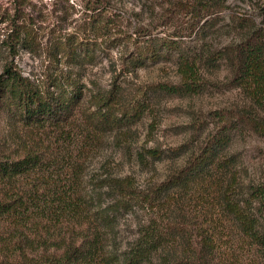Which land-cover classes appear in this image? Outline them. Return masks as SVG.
I'll use <instances>...</instances> for the list:
<instances>
[{"label": "rangeland", "instance_id": "rangeland-1", "mask_svg": "<svg viewBox=\"0 0 264 264\" xmlns=\"http://www.w3.org/2000/svg\"><path fill=\"white\" fill-rule=\"evenodd\" d=\"M97 1L26 0L20 9L18 0H0V73L11 61L30 76L40 77L52 70V35L82 34L92 15L90 7ZM203 1L221 7L204 16L199 12L200 0H110V11L119 20V27L109 37L86 34L97 42L94 60L71 66L62 56L61 62H56L64 70H75L87 89L77 112L76 130L60 143L53 139L60 159L69 161V166L56 177L55 195L41 197V210L33 207L28 228L21 229L11 219L0 220V264H39L36 259L44 253H59L66 244L77 241L88 223L101 226L97 219H89L96 218L93 212L100 201L104 206L113 203L107 186L111 179H128L143 192L168 179L200 152L220 127L215 111L224 110L237 122L245 114L261 111L264 122L263 108L234 84L230 59L233 47L254 23L264 24V0ZM22 9L34 25V43L13 53L2 42L9 30V17L22 15ZM214 16L219 17L217 24L190 34L196 20L200 18L204 25ZM148 31L151 35L147 38L176 35L182 49L202 57L199 89L184 91L186 77L179 50L165 49L158 59L134 69L128 67L137 34ZM115 82L124 100L150 88L144 96L150 101L149 108L137 122L114 130L91 129L83 109L94 110L90 107L92 93L105 91ZM239 122L231 141L217 154L216 163L220 162L222 169L211 165L187 186L169 190L160 205H136L113 215L112 225L104 228L107 250L126 252L151 225L172 230V238L147 264H188L186 260L202 232L218 238L219 264H256L259 251L245 241L240 225L225 208L229 195L259 214V201L251 194L255 186L264 183V133ZM8 130L1 114L3 141L12 140ZM151 148L160 150L161 157L149 155ZM71 160L75 166L71 167ZM62 198L66 201L61 202ZM259 216L264 228V213Z\"/></svg>", "mask_w": 264, "mask_h": 264}, {"label": "trees", "instance_id": "trees-1", "mask_svg": "<svg viewBox=\"0 0 264 264\" xmlns=\"http://www.w3.org/2000/svg\"><path fill=\"white\" fill-rule=\"evenodd\" d=\"M18 1L19 5H22L20 9L23 8L26 0ZM200 1L199 12L203 11L204 16L216 12L215 8L221 7L216 3L211 5L203 0ZM110 4V0H98L91 5L92 15L87 22L88 26L82 30L84 34L71 32L52 35L49 48L52 70L49 69L50 71L40 77L24 74L12 61L3 65L0 73V115L3 114L5 118L12 140L3 141L0 136V220L11 219L21 229L28 228L33 221L35 209L33 207L40 206L41 197L50 198L55 195V187L58 183L56 177L62 174L65 166L66 168L69 166V161L65 163L60 159L61 156L54 147L53 139L56 138L60 143L68 139L76 130L77 112L87 91L86 85L75 70H64L58 67L56 62H61L62 56L66 58L65 63L68 62L71 66L94 60L97 42L96 39L89 37L92 34L109 37L115 35L119 27V20L110 11ZM218 19L219 17L214 16L201 25L199 18L190 34L204 31L205 26L217 24ZM240 19L252 20L247 17ZM8 25L9 30L2 44L9 51L14 53L21 46L33 45L35 28L23 9L22 15L9 17ZM198 28L200 31L197 30ZM87 33L90 36H87ZM150 35L149 31L137 34L138 41L134 51L129 55L128 67L134 69L145 65L148 60L158 59L165 49L179 50L186 77L182 85L184 91L192 92L199 89L202 57L191 55L189 51L182 49L176 35H168L161 39L147 38ZM230 59L234 84L243 88L264 110V24L257 26L254 23L248 35L233 47ZM149 90L150 88L144 91L141 89L131 98L124 100L120 94L121 88L115 82L105 91L92 93L90 107L94 110L87 112L83 109V117L91 129L100 131L114 130L137 122L150 106L149 99L144 97ZM261 113L260 111L258 115L245 114L239 121L249 125L257 133L263 134L264 122ZM214 114L220 120V127L208 137L204 147L193 155L184 167L145 192L136 190L128 179H111L107 186L109 193L112 194L113 203L104 206L105 203L100 201L96 204L98 208L93 212L96 218L92 216L89 219L90 221L97 219L101 226L88 223L77 241L66 244L59 253H44L38 260L36 259V262L38 261L39 264L151 262L154 255L171 242L172 230L147 226L129 250L119 254L107 250L104 228L112 225L115 219L113 215L117 216L120 211L131 210L136 205L150 207L160 205L169 190L187 186L197 180L200 177L198 175L211 165L221 168L220 162L216 163L217 154L231 141V133L240 127V122L229 118L224 110L215 111ZM22 132L25 135H20ZM147 152L152 157L162 155L160 150L154 148L148 149ZM72 164L71 167L75 166L74 161ZM251 195L259 201V214H255L251 206L242 205L229 195L226 196L225 208L240 225L245 241L251 248L254 247L259 251L256 264H264V228L261 227V216H259L264 213V183L255 186ZM63 201H66L65 198L61 199V202ZM41 208L40 206L37 209L41 210ZM191 237L193 238V235L189 236V240ZM198 239L186 262L219 264L218 238L202 232Z\"/></svg>", "mask_w": 264, "mask_h": 264}]
</instances>
